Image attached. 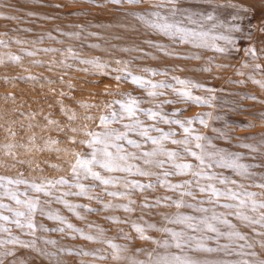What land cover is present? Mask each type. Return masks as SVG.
Segmentation results:
<instances>
[{"label":"rangeland","instance_id":"rangeland-1","mask_svg":"<svg viewBox=\"0 0 264 264\" xmlns=\"http://www.w3.org/2000/svg\"><path fill=\"white\" fill-rule=\"evenodd\" d=\"M150 23L178 24L207 37L183 42ZM132 77L149 83L142 87ZM152 84L168 87L153 89ZM261 84L264 0H0V205L6 206L0 216L8 217L0 220V264H157L173 255L199 264H264ZM184 91L192 98L178 94ZM129 99L138 102L135 120L160 144L123 127L134 120H112L113 112L127 117L120 103ZM148 111L160 116L150 119ZM102 117L108 118L107 127ZM164 120L194 121L186 124L192 131L186 135ZM104 132H128L127 139L141 145L114 141L129 157L119 163L130 172L92 166L112 181L107 185L80 169L78 176L72 171L78 156L91 159L86 134ZM163 133L174 135L165 139ZM185 139L187 146L172 142ZM151 152L157 154L143 155ZM168 152L177 156L170 159ZM190 152L204 156V163ZM221 156L245 167L224 166ZM183 164L192 167L183 172L175 167ZM76 184L86 191L82 194ZM213 188L225 195L214 196ZM10 192L21 201H39L30 216L34 231L14 223V213L27 215L28 209L11 200ZM229 192L237 198L229 199ZM238 213L249 219H239ZM214 214L233 225L214 221L224 234L219 238L170 222L177 215L198 221ZM174 231L205 237L204 246L217 251L164 247L165 241L174 245ZM229 233L232 239L226 238Z\"/></svg>","mask_w":264,"mask_h":264},{"label":"snow or ice","instance_id":"snow-or-ice-1","mask_svg":"<svg viewBox=\"0 0 264 264\" xmlns=\"http://www.w3.org/2000/svg\"><path fill=\"white\" fill-rule=\"evenodd\" d=\"M111 2L116 3V4H120L122 2V0H111ZM127 3L129 4H136L138 3V0H126ZM169 2H171V0H169ZM175 11V10H174ZM152 15L158 16V13H152ZM161 19H166V18H161ZM208 19H212V16L209 15ZM150 26L153 28L158 29L159 31H161L162 33H164L165 35L171 36V37H176L179 36L180 40L183 42H189L190 40L195 41V40H205L207 37V33H199V32H195V31H191L185 28L180 27L178 24H170V23H163V24H158V23H150ZM238 30V29H236ZM213 40H227L229 43H231L232 41L228 38V37H224V36H214L212 37ZM196 46H200V45H196ZM214 46V45H213ZM218 51H223V49H219L217 48ZM251 51V50H250ZM100 67H103L102 65H98ZM119 79V77L117 78ZM132 82L135 84H138L142 87L147 86V84L149 82H146L138 77H132ZM181 86L187 88L189 86L188 81H183V80H178L177 81ZM162 88V87H168L167 85L164 84H160V85H155L152 84L151 88L155 89V88ZM261 87H264V84H261ZM209 91H211L209 89ZM180 96L182 97H186V98H192L190 96V93L187 91L184 92H180L178 93ZM149 95H155L154 92H149ZM197 100L199 98H196ZM137 101L129 99V101L127 103H120V108L122 110L123 113L127 114V117H125L124 115H119L116 112L112 113V120L116 121L117 119H130V120H134L133 123H128L125 124L123 127L127 130H137L138 134L141 135L142 137H144L147 140H150L153 144H160V139H155L152 138L151 136L148 135V132L150 131V129L142 127V124L140 121L135 120V114L138 110L137 108ZM145 115L149 116L150 119H155L156 117L160 116L159 113L157 112H152V111H148L146 113H144ZM162 120L164 119L162 116L160 117ZM108 118L107 117H102L101 118V125H103L104 127H107L108 124ZM164 122L166 123H175L178 124L184 131V133L187 135L189 133H191L192 129L187 125L192 124L194 121H187V122H181L179 120H175V121H168V120H164ZM201 124L205 123L202 119L199 121ZM155 131H159V129H152ZM86 135L91 137V140L88 142V147L92 148L93 151L91 153V159H81L79 158L78 154V158L76 159L72 171H73V175L78 176L79 172L77 171V169H80L81 171L84 172V174L87 175H91L94 179L99 180L102 184H109L112 181L108 180V179H103L98 173L92 171V166L93 165H97L100 168H103L109 172L111 171H131V167H121L120 163L121 161H126L129 157L127 155H121L120 153L124 152V148L119 144L116 143L114 141H122V140H126L127 143L135 148H139L141 147V145L131 139H127L128 136V132H104V133H87ZM174 135V133H163L162 134V138H168L169 136ZM194 139L196 141H200L203 140L204 137L201 136H195ZM173 143L176 144H184V145H188L189 144V140L185 139L183 141H177V140H173ZM100 145L102 147L97 148L96 146ZM197 148H201V145L199 143L196 144ZM109 149H115V153H113L112 151H110ZM187 150V149H186ZM102 155L103 159H97V155ZM156 152H151V153H144V156H154L156 155ZM170 159L175 158L177 156V153L174 152H168L165 153ZM191 156H193L195 159L199 160L201 164L204 163V156L202 155H197L196 152H190L189 153ZM235 159H239L238 157ZM221 160L225 161V165L227 166L229 163L233 164V166L237 167V168H244L245 166L243 165H237L235 164V160L229 157H225V156H221ZM175 167H177L178 169L181 170V172H183V170L185 169H190L192 166L188 165V164H183V165H175ZM137 172H139V169H137ZM139 174L141 175H147V173L144 172H139ZM207 179H214V177H206ZM225 181H221V183H224ZM9 184L12 183H24L23 181H8ZM57 183L59 184H66L67 181L64 180H60ZM2 186V185H0ZM75 187L80 188L81 193L83 194L86 189L83 188V186L76 184L74 185ZM264 186V185H262ZM31 187L37 192H41L43 191V187L39 186V185H31ZM142 187V186H141ZM174 187H182L181 186H174ZM204 189H201V192H203ZM45 195H48L49 193L45 192ZM212 194L214 196L220 197L222 195H225L224 193H220L217 192L215 190V188L212 189ZM9 198L13 201H15L16 204L21 205L23 204L27 209H28V214L26 215L24 212H15L14 215L17 218L14 223H16V225L20 228L23 227H27L29 229H32L33 231L35 230V225L31 222L30 216L32 213H34L36 211V206L39 203L38 200H28V201H21L18 198V195L16 193H8ZM188 195H191V193H188ZM245 195H251V194H245ZM229 199H236L237 198V194L236 193H232L229 192L227 194ZM209 203H211V201H209ZM241 206H243V201L240 202ZM182 205L177 203L176 207H181ZM6 207L5 205H0V208H4ZM67 207L71 208L73 207L72 205H67ZM191 207V206H189ZM223 207H231V205H223ZM256 206L253 205V208H255ZM259 207L264 208V204L259 205ZM11 211V209H9ZM197 211H201V212H208V209H197ZM239 219L242 220H248L249 218L247 216H242L239 215V213L237 214ZM20 218H24L25 220H27V224H23L20 222ZM264 219V218H262ZM0 220H8V217L6 216H0ZM219 222V223H223L225 225H227L229 228H232L233 225L228 224L227 220H221L220 217H218L217 215H213L211 217H204L201 218L200 220L196 221L195 217L192 216H181V215H177V217L175 218V220L170 221L171 223H177V224H183L187 229H189L192 232H208V233H214L216 235V237H220L224 234H222L218 227L216 226L215 223L213 222ZM71 227V226H69ZM4 231H7V229H3ZM137 232H139L141 234V238L142 239H147L146 236L143 235V229L142 228H137L136 229ZM167 231V230H165ZM172 240L174 242V245H169L167 241H165L164 243V247H169V246H174L175 248L179 249L181 252L184 251L185 248H191L192 251H205V252H213V251H217V249H213L210 247H205L204 243H205V237H200L197 238L195 236H187L185 234L184 231H179V232H171L170 233ZM237 238L239 239H244L243 236H240L238 233L235 234ZM88 239H92V237H87ZM227 239H232L233 238V234L229 233L227 234ZM15 242V241H13ZM0 243H4V242H0ZM193 243L195 244V247L192 248L191 246L193 245ZM112 247H116L115 245H113ZM225 249L228 247V245H224L223 246ZM157 264H199L198 261H195L193 259H191L190 257L186 256V255H173L172 257H163L161 258L160 261L157 262ZM244 264H246V262H244Z\"/></svg>","mask_w":264,"mask_h":264}]
</instances>
